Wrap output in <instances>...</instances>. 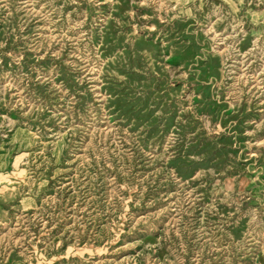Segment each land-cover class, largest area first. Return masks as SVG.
<instances>
[{
    "label": "rangeland",
    "instance_id": "obj_1",
    "mask_svg": "<svg viewBox=\"0 0 264 264\" xmlns=\"http://www.w3.org/2000/svg\"><path fill=\"white\" fill-rule=\"evenodd\" d=\"M0 264H264V0H0Z\"/></svg>",
    "mask_w": 264,
    "mask_h": 264
}]
</instances>
